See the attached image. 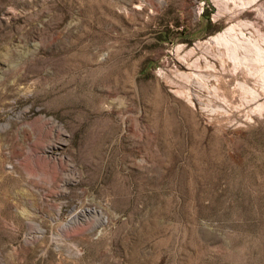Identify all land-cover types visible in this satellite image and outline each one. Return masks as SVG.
Masks as SVG:
<instances>
[{
  "label": "rangeland",
  "instance_id": "374dc122",
  "mask_svg": "<svg viewBox=\"0 0 264 264\" xmlns=\"http://www.w3.org/2000/svg\"><path fill=\"white\" fill-rule=\"evenodd\" d=\"M263 37L264 0H0V264H264Z\"/></svg>",
  "mask_w": 264,
  "mask_h": 264
},
{
  "label": "bare ground",
  "instance_id": "6f19581e",
  "mask_svg": "<svg viewBox=\"0 0 264 264\" xmlns=\"http://www.w3.org/2000/svg\"><path fill=\"white\" fill-rule=\"evenodd\" d=\"M263 38H264V37H263ZM230 40H231V39H230ZM262 40H263V39H262ZM262 40H261V41H262ZM227 41H228V40H227ZM227 41L224 42V48H226V45H228V44H227V43H228ZM232 41H233V40H232ZM236 42H237V40H236ZM244 42H245V41H244ZM230 43H231V42H229V45H230ZM242 44H243V42H242ZM246 44H247V43H246ZM250 44H251V43H250ZM237 45H238V44H237ZM231 46H232V45H231ZM240 46L242 47V45H240ZM244 46H245V45H244ZM253 46H254V45H253ZM248 48H249V47H248ZM227 49H228V48H227ZM227 49H226V51H227ZM229 49H230V48H229ZM239 49H240V48H239ZM243 49H245V48H243ZM243 49H242V50H243ZM224 50H225V49H224ZM245 50H246V49H245ZM245 50H244V51H245ZM263 50H264V49H263ZM247 51H248V50H247ZM263 52H264V51H263ZM259 53H260V52H259ZM228 54H229V53H228ZM256 54H258L257 51H256L255 55H256ZM258 56H259V55H258ZM263 56H264V55H263ZM255 57H256V56H255ZM245 58H246V57H245ZM258 58H259V57H258ZM261 59H262V60H261ZM261 59H260V60L264 62V57L261 58ZM261 61H259V62H261ZM257 63H258V62H257ZM257 78H258V77H257ZM260 78H261V77H260ZM263 78H264V77H263ZM258 79H259V78H258Z\"/></svg>",
  "mask_w": 264,
  "mask_h": 264
},
{
  "label": "trees",
  "instance_id": "16d2710c",
  "mask_svg": "<svg viewBox=\"0 0 264 264\" xmlns=\"http://www.w3.org/2000/svg\"><path fill=\"white\" fill-rule=\"evenodd\" d=\"M207 23L209 24V21H207Z\"/></svg>",
  "mask_w": 264,
  "mask_h": 264
}]
</instances>
